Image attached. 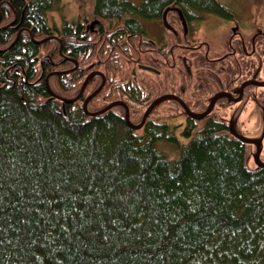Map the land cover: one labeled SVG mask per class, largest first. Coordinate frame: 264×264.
<instances>
[{
	"label": "trees",
	"instance_id": "16d2710c",
	"mask_svg": "<svg viewBox=\"0 0 264 264\" xmlns=\"http://www.w3.org/2000/svg\"><path fill=\"white\" fill-rule=\"evenodd\" d=\"M55 3L0 0V264H264V165H246L225 121L157 105L140 127L119 104L96 113L119 99L138 124L151 104L137 105L148 93L131 78L134 25L162 24L175 6L192 25L233 9L94 0L91 12L58 25L49 19ZM93 70L105 82L86 108L101 74L64 101Z\"/></svg>",
	"mask_w": 264,
	"mask_h": 264
},
{
	"label": "flooded vegetation",
	"instance_id": "af4514ba",
	"mask_svg": "<svg viewBox=\"0 0 264 264\" xmlns=\"http://www.w3.org/2000/svg\"><path fill=\"white\" fill-rule=\"evenodd\" d=\"M173 20H177L180 26H176L174 21H170L169 24L146 21L134 25L135 31L131 33H135L138 39V55L134 60L139 67L131 78L140 93H148L143 102L137 104L141 108L147 107L163 95L176 93L192 110L202 111L208 106L209 98L216 93L222 94L216 104L228 105L238 101L236 98L244 97L246 86L264 87V81L246 75L247 69H252L253 66L239 56V50L233 44L234 39L228 38L226 44L218 45V51L210 55L206 52V42L200 36V31L206 27L202 26V21L192 25L184 24L175 17ZM87 25L96 32V27L100 28L101 23L96 21L92 25L90 23ZM214 27L226 29L227 26ZM239 40L241 44H237L238 47L243 44L245 46L244 37L241 36ZM252 52L256 53V46L250 43V50L246 54ZM254 72L257 73V70ZM234 86L236 91L233 89ZM161 101L156 107L157 110L182 109L181 100L164 98ZM118 104L124 106L122 103ZM212 114L213 111L205 119L213 116ZM223 121L229 123L224 119Z\"/></svg>",
	"mask_w": 264,
	"mask_h": 264
},
{
	"label": "rangeland",
	"instance_id": "374dc122",
	"mask_svg": "<svg viewBox=\"0 0 264 264\" xmlns=\"http://www.w3.org/2000/svg\"><path fill=\"white\" fill-rule=\"evenodd\" d=\"M218 1L228 4L235 12V16L226 18L223 15L212 13L202 20V26L206 27L200 31V36L207 44L206 52L214 55L219 49L218 45L226 44L228 38L234 39L233 44L238 48L239 56L241 55L253 66L252 69H247L246 75L258 77L264 81V0ZM92 9L93 0H56L53 9L49 12V19L62 24L64 18L73 19L80 13L91 12ZM173 19L172 14L169 20L174 21L176 26H180L179 22ZM214 26L227 27L225 29V27L215 28ZM241 36L244 37L245 46L243 44L238 47L237 44H241L239 42ZM250 43L256 46V53L252 52L247 55ZM256 70L257 73L254 72ZM233 89L236 91V86ZM244 93L242 99L228 105L217 103L213 115L228 121L235 133L252 140L246 143L245 163L249 168H257L264 164V87L249 85L245 87ZM161 113L166 114L167 111L158 112L157 115ZM178 118L182 117L178 116ZM182 127L183 124H180L176 131L180 142L186 143L188 137L182 135ZM157 145L167 152L169 157L178 155V148L165 140H159Z\"/></svg>",
	"mask_w": 264,
	"mask_h": 264
},
{
	"label": "water",
	"instance_id": "95a60500",
	"mask_svg": "<svg viewBox=\"0 0 264 264\" xmlns=\"http://www.w3.org/2000/svg\"><path fill=\"white\" fill-rule=\"evenodd\" d=\"M168 10H169V8L165 9V11H164V22H165L166 24H168V22H167V11H168ZM180 13H181V12H180ZM181 19L183 20V16H182V14H181ZM13 22H14V21H13ZM94 22H95V20L92 22V24H93ZM183 22H185V21L183 20ZM48 38H49V37H48ZM48 38H45V39L40 40V41H44V40H46V39H48ZM16 39H17V37H16ZM61 44H62V43L60 42V47H61ZM93 74H94V73H90V74L87 76L86 80L84 81L83 85L81 86V89H80L79 93H78L76 96H74V97H72V98H63V100L66 101V102H72V101L78 99V98L82 95V93H83V91H84V89H85V86H86L87 82H88L89 79L93 76ZM48 78H49V76L47 77V83H48ZM104 82H105V76H103V80H102L101 84L96 88V90H94V91H93V92H92V93H91V94H90V95L84 100V103H83V104H84V107H85V108H86V106H87V103H88L89 99H90L93 95H95V94H96V93L102 88ZM164 97H175V98H178V97H177L176 95H174V94L165 95ZM164 97H161V98H159V99H162V98H164ZM215 100H216V96L214 97L211 106H210L206 111H204V112L201 113V114H198V113L193 112V111H192L188 106H186V105H185V108H186L187 112H188L190 115H192V116H194V117H197V118H201V117H204L205 115H207V114L211 111V109L213 108V105H214ZM117 103H118V102H112V103L108 104L107 106H105L104 108L98 110L96 113L103 112V111L107 110L108 108H111L112 106H114V105L117 104ZM155 103H156V102L152 103V104L149 106V108L145 111V113H144V115H143L142 121H141L140 123H138V124H135V123H133V122L130 121L129 109H128V106L126 105V120H127V121L129 122V124L132 125L133 127H140V126L144 123V121L146 120L148 114L151 112V109L153 108V106L155 105ZM237 135H238V134H237ZM242 139H243V138H242ZM244 140H245V141H252V140H248V139H245V138H244Z\"/></svg>",
	"mask_w": 264,
	"mask_h": 264
},
{
	"label": "bare ground",
	"instance_id": "6f19581e",
	"mask_svg": "<svg viewBox=\"0 0 264 264\" xmlns=\"http://www.w3.org/2000/svg\"><path fill=\"white\" fill-rule=\"evenodd\" d=\"M132 1H135V0H132ZM141 1V0H140ZM218 1V0H217ZM137 2H139V1H137ZM220 2V1H219ZM222 3V2H221ZM173 8V11H174V13H173V15H174V17L177 19H181V13H180V9L177 7V6H175V7H172ZM212 13H214V12H209L208 14H212ZM208 14L206 15V17L208 16ZM205 17V18H206ZM91 73H94V74H103V72L102 71H100V70H93ZM222 94H219V93H216V94H214L213 96H211L210 98H209V101H208V106L206 107V109L205 110H203V111H201V113H203L204 111H206L210 106H211V104H212V101H213V99H214V97L216 96V100H215V102H214V105H213V108L211 109V111L207 114V115H205V116H208V115H210L211 113H212V111L214 110V108H215V104H216V102H217V100H218V98L221 96ZM211 99V100H210ZM237 100H239L240 99V97L239 98H236ZM161 101V99H156L155 101H153L152 103H154V102H156L155 103V105L154 106H156V105H158V103ZM162 102V101H161ZM213 115V114H212ZM214 116V115H213ZM215 118H217V119H220V120H223V119H221V118H218V117H216V116H214ZM228 125H229V129H230V131H231V133L232 134H234V136H236L238 139H240L242 142H243V144H244V146L246 147V143H248L249 141H245L244 140V137H242V136H240L239 134L237 135V133H235L232 129H231V125H230V123H228ZM243 138V139H242ZM246 139V138H245ZM264 165V164H263ZM260 166H262V165H260Z\"/></svg>",
	"mask_w": 264,
	"mask_h": 264
}]
</instances>
